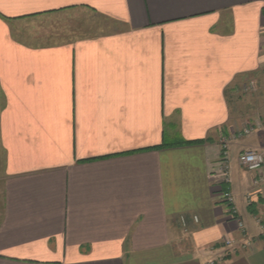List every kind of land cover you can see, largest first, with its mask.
<instances>
[{"label":"crops","instance_id":"0c3cea01","mask_svg":"<svg viewBox=\"0 0 264 264\" xmlns=\"http://www.w3.org/2000/svg\"><path fill=\"white\" fill-rule=\"evenodd\" d=\"M262 89L264 0H0V264H264Z\"/></svg>","mask_w":264,"mask_h":264},{"label":"built area","instance_id":"2783aa9c","mask_svg":"<svg viewBox=\"0 0 264 264\" xmlns=\"http://www.w3.org/2000/svg\"><path fill=\"white\" fill-rule=\"evenodd\" d=\"M249 87V86H248ZM247 88V87H246ZM251 129H246V132L249 133ZM223 143V163H222V178L223 181L229 182L230 181V165L227 161L228 155H227V144L228 139L224 138L222 140ZM239 160L242 163V165L246 166L250 170H260L264 166V152L259 150H246L243 151L240 156ZM225 195H228L225 193ZM195 219L198 220V217L195 216ZM225 244H228L231 246V244H234V241L232 239L224 238ZM214 260H211L208 262V264H214Z\"/></svg>","mask_w":264,"mask_h":264},{"label":"rangeland","instance_id":"374dc122","mask_svg":"<svg viewBox=\"0 0 264 264\" xmlns=\"http://www.w3.org/2000/svg\"><path fill=\"white\" fill-rule=\"evenodd\" d=\"M247 85H248L249 87H248ZM250 85H251V84H246V87H247V88H246V87L244 88V92H245V94H248V93H251V92H252V86H250ZM261 97H262V98L264 97V90H263V89L261 90ZM185 219H186V217H185V216H182V223H184V224L186 223V222H185V221H186ZM223 242H224V244H225V240H223ZM241 243H242V242H241ZM241 243H239V244L237 243L236 245H234V247L237 246V245H241ZM225 245L230 247V245H228V244H225ZM245 245H246V244H245ZM231 246H233V245L231 244Z\"/></svg>","mask_w":264,"mask_h":264},{"label":"trees","instance_id":"16d2710c","mask_svg":"<svg viewBox=\"0 0 264 264\" xmlns=\"http://www.w3.org/2000/svg\"><path fill=\"white\" fill-rule=\"evenodd\" d=\"M191 142H196V141H191Z\"/></svg>","mask_w":264,"mask_h":264}]
</instances>
